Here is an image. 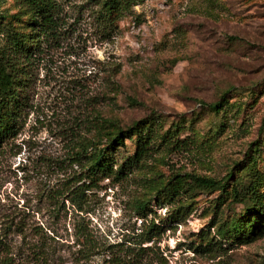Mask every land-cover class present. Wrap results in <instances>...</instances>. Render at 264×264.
<instances>
[{"label":"rangeland","instance_id":"1","mask_svg":"<svg viewBox=\"0 0 264 264\" xmlns=\"http://www.w3.org/2000/svg\"><path fill=\"white\" fill-rule=\"evenodd\" d=\"M103 1L57 0L58 43L18 64L29 107L0 146V258L264 264V233L248 243L227 237L246 210L235 191L264 174V0H144L110 21ZM28 12L20 0H0V49L7 22L25 27ZM231 87L225 112L201 106ZM149 118L158 136L147 158L127 165L136 137L126 139L109 152L117 175L85 180L80 146L101 137L104 148L113 135L105 119L125 130ZM188 118L198 119L178 137L183 149L162 141ZM232 172L224 193L190 185L174 200L157 193L175 175L226 181ZM157 194L163 207L147 203Z\"/></svg>","mask_w":264,"mask_h":264},{"label":"trees","instance_id":"2","mask_svg":"<svg viewBox=\"0 0 264 264\" xmlns=\"http://www.w3.org/2000/svg\"><path fill=\"white\" fill-rule=\"evenodd\" d=\"M143 1L104 0L102 7L110 21L113 15L120 11L129 10ZM20 2L29 11V19L25 27L19 28L21 30L7 22V27L4 30L7 35V48L0 49V146L10 137L16 135L21 126L24 113L29 107L27 94L29 84L24 78L26 71L23 67L25 66L19 68V62L21 60L29 61L41 55L45 51V47H51L53 44L58 43L60 39L62 16L57 0H20ZM3 19L4 17L0 15V27ZM9 69L13 70L15 74L13 79L8 78ZM233 90L235 88L231 87L223 93L219 102L202 104L201 106L207 112L220 115L225 112L229 104L225 96ZM153 119L141 120L125 130L116 127L115 124L105 119L102 123H106L113 130V135L112 138L107 139L104 148H100L102 145L101 137L98 140L93 138L80 146L81 157L78 160L82 162V159H87L83 169L85 180L94 183L101 177L107 178L111 174L117 175L113 172L112 158H108L109 152L119 146H125L126 139L136 137L135 153L128 159L127 165L132 167L147 158L153 149V141L158 136L156 123ZM197 119H181L173 123L170 130L162 134V141L173 149H183L187 140H179L178 137L186 124L189 126L194 125ZM255 163L256 161H253V164ZM233 174V172L230 173L226 181L195 176L184 179L183 176L175 175L165 184L163 190H159L157 193H168L171 195L169 200H174L185 190L187 185L211 192L220 191L224 193ZM90 188L87 187V190ZM232 191H235V186H233ZM235 193L241 196V201L246 204V210L243 215L236 217L229 224L227 230L228 241L248 243L264 233V174L260 177L254 174L250 184L240 193L237 191ZM158 194L147 203L163 207L165 198H162V196L160 198ZM141 204L139 209L144 210L145 202ZM176 223H178V220H176ZM152 226L156 230L159 229L154 222ZM154 235H157V232ZM152 239L147 236L142 239V244L151 242ZM142 244L138 248L139 253L144 250ZM0 249H3V247ZM0 264H11V261L9 258H0ZM116 264L121 263L117 262Z\"/></svg>","mask_w":264,"mask_h":264}]
</instances>
